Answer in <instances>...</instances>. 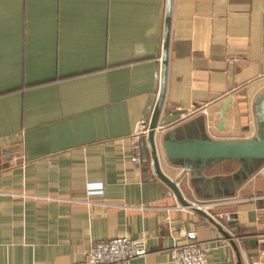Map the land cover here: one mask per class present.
<instances>
[{"label":"crops","instance_id":"1","mask_svg":"<svg viewBox=\"0 0 264 264\" xmlns=\"http://www.w3.org/2000/svg\"><path fill=\"white\" fill-rule=\"evenodd\" d=\"M167 3L0 0V264H90L92 244L123 235L145 243L132 264H172L187 241L209 264H239L219 227L179 207L154 173L147 137L141 167L133 161L131 136L161 89ZM183 124L219 140L264 127V0H173L155 134L186 200H224L211 210L237 217L243 264L241 250L264 264V164L239 184L234 158L198 177L163 150L161 136Z\"/></svg>","mask_w":264,"mask_h":264},{"label":"water","instance_id":"2","mask_svg":"<svg viewBox=\"0 0 264 264\" xmlns=\"http://www.w3.org/2000/svg\"><path fill=\"white\" fill-rule=\"evenodd\" d=\"M173 12V0H168L166 13L165 39L162 54V75L161 89L159 97L151 118V129L147 136L148 145L152 157V169L154 173L165 182L175 193L179 202L185 206H189L190 202L184 197L179 186V181L170 178L162 169L160 162L159 149L156 143V130L158 127V119L161 115L166 89H167V74L169 61V45L171 21ZM224 114V111H222ZM191 125L183 124L172 128L161 136L163 150L166 158L175 164L185 166L187 163L195 167L198 177H201V171L205 164L215 162L217 160L234 158L241 162V168L238 172V184L250 177L257 169L264 164V127L261 128L256 137L248 140H219L210 138L206 132L191 133ZM217 181V179H215ZM211 199V198H203ZM200 212L209 220L214 222L224 237L230 241L238 252L239 264H243L239 245L233 236L225 230L221 225L216 223L212 217L202 209L193 208ZM232 220L228 224L237 223L236 216L233 215Z\"/></svg>","mask_w":264,"mask_h":264},{"label":"built area","instance_id":"3","mask_svg":"<svg viewBox=\"0 0 264 264\" xmlns=\"http://www.w3.org/2000/svg\"><path fill=\"white\" fill-rule=\"evenodd\" d=\"M159 127H157L158 129ZM151 129V119L142 120L136 127L135 132L131 136L133 143V161L137 168H140L143 163L142 158V140L147 137ZM157 131V130H156ZM184 174L188 175L189 171L184 169ZM89 192H94L95 188L92 185L88 186ZM97 189H101V186ZM264 198L263 196H259ZM224 200L219 198L213 199H196L190 200V205L185 206L179 202L181 208H199L207 212L212 219L227 230L236 242L241 246L242 237L234 233L228 224L233 218L232 213H216L211 210V207ZM187 237H194V232L185 234ZM227 242H230L227 239ZM242 249V247H241ZM242 251L244 264L252 263ZM147 253L143 239L131 238L129 236H115L108 240L99 241L92 244L87 250V259L90 264H132L133 260ZM172 264H209L208 249L197 241H187L174 245L170 249Z\"/></svg>","mask_w":264,"mask_h":264}]
</instances>
